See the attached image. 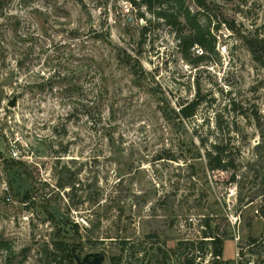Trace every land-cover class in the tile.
<instances>
[{
    "label": "rangeland",
    "instance_id": "rangeland-1",
    "mask_svg": "<svg viewBox=\"0 0 264 264\" xmlns=\"http://www.w3.org/2000/svg\"><path fill=\"white\" fill-rule=\"evenodd\" d=\"M184 2L216 39L202 60L129 0H0V242L15 251L0 264H46L61 238L104 264H264V65L244 41L264 0ZM200 137L227 143L234 171L209 169Z\"/></svg>",
    "mask_w": 264,
    "mask_h": 264
},
{
    "label": "trees",
    "instance_id": "trees-1",
    "mask_svg": "<svg viewBox=\"0 0 264 264\" xmlns=\"http://www.w3.org/2000/svg\"><path fill=\"white\" fill-rule=\"evenodd\" d=\"M130 3L141 6L144 5L146 9L158 19L163 20L169 26L176 27L177 38L179 40V44L182 46L184 52L188 51L190 47L195 44L200 46V48L204 49L205 53H202L199 56L198 60H202L207 57V53L213 52L215 49V37L211 34L210 23H204L200 21L197 17V14L192 12L186 5L184 0H129ZM143 16V15H141ZM244 41L246 46L248 47L252 58L257 63L264 65V29L261 33L256 32L254 35H248L244 37ZM128 63L130 67L136 72L138 67V61L135 58H128ZM200 101L197 98L192 99L189 102L179 103V107L177 110L173 109V112L180 119H190L195 116ZM93 109V113L91 112ZM86 114L90 117H98L99 119V111L97 108L89 107L86 110ZM257 119V125H259L260 115H255ZM262 138L264 139V132L262 131ZM199 141L204 149V155L207 160V166L211 170H222L234 171L236 168L235 158L227 152V143H224L222 140L211 141L209 146L206 145V139L199 138ZM264 142V141H263ZM261 147V143L259 142L256 145V148L259 149ZM206 227H210L209 221L205 223ZM204 238L201 240V244L213 245V256L220 257L223 252V239L220 237L212 235L211 232H204ZM209 238V239H208ZM253 240V239H252ZM252 242H255L252 241ZM179 245H184L189 249L197 248L198 250L202 249V245L200 247H195L193 241H184L183 243H179ZM124 248V247H121ZM0 249H5L7 253V258L11 260L13 256V248L6 241L0 242ZM72 246L64 240L61 239H52L50 243L44 244V247L41 251V255L45 258L46 264H77L74 255L72 254ZM59 258V259H58ZM194 258L191 257L187 259L186 262L191 264ZM223 264H230L229 262H225L223 260L219 261ZM155 264H161L160 261L156 260ZM187 264V263H186Z\"/></svg>",
    "mask_w": 264,
    "mask_h": 264
},
{
    "label": "water",
    "instance_id": "water-1",
    "mask_svg": "<svg viewBox=\"0 0 264 264\" xmlns=\"http://www.w3.org/2000/svg\"><path fill=\"white\" fill-rule=\"evenodd\" d=\"M16 97H13L9 102L8 105L13 107L16 104ZM72 254L74 255V259L77 264H104L105 256L102 253H89L80 258L75 253V247H72Z\"/></svg>",
    "mask_w": 264,
    "mask_h": 264
},
{
    "label": "built area",
    "instance_id": "built-area-1",
    "mask_svg": "<svg viewBox=\"0 0 264 264\" xmlns=\"http://www.w3.org/2000/svg\"><path fill=\"white\" fill-rule=\"evenodd\" d=\"M248 263L250 264V261H246V260H245V264H248Z\"/></svg>",
    "mask_w": 264,
    "mask_h": 264
}]
</instances>
